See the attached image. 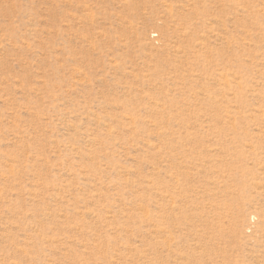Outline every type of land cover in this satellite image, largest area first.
Segmentation results:
<instances>
[{"label": "rangeland", "instance_id": "1", "mask_svg": "<svg viewBox=\"0 0 264 264\" xmlns=\"http://www.w3.org/2000/svg\"><path fill=\"white\" fill-rule=\"evenodd\" d=\"M0 264H264V0H0Z\"/></svg>", "mask_w": 264, "mask_h": 264}, {"label": "bare ground", "instance_id": "2", "mask_svg": "<svg viewBox=\"0 0 264 264\" xmlns=\"http://www.w3.org/2000/svg\"><path fill=\"white\" fill-rule=\"evenodd\" d=\"M171 7V6H170Z\"/></svg>", "mask_w": 264, "mask_h": 264}]
</instances>
